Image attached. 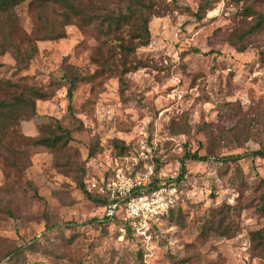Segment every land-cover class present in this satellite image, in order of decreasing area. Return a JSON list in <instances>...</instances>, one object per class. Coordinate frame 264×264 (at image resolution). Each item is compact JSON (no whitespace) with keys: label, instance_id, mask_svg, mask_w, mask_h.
Listing matches in <instances>:
<instances>
[{"label":"rangeland","instance_id":"1","mask_svg":"<svg viewBox=\"0 0 264 264\" xmlns=\"http://www.w3.org/2000/svg\"><path fill=\"white\" fill-rule=\"evenodd\" d=\"M166 1L175 9L151 17L150 42L136 51L144 67L121 81L108 59L110 75L78 83L71 111L63 73L96 69L92 34L49 21L60 37L38 41L26 69H17L21 53L0 55L1 77L59 84L21 133L48 135L59 124L71 138L56 153L17 146L19 167L0 163V264H264L255 235L264 228V157L251 154L264 147V19L254 27L264 0H214L205 10L201 0ZM16 13L30 31L26 3ZM185 151L208 159L186 161L179 179ZM118 166H151L180 190L148 243L118 221L101 225L103 208L85 194L87 178Z\"/></svg>","mask_w":264,"mask_h":264},{"label":"trees","instance_id":"2","mask_svg":"<svg viewBox=\"0 0 264 264\" xmlns=\"http://www.w3.org/2000/svg\"><path fill=\"white\" fill-rule=\"evenodd\" d=\"M214 0H201L197 9L213 8ZM26 3L33 15L34 24L26 31L21 23L16 8ZM174 7V6H173ZM166 0H0V55L7 52L22 54L17 62V69H26L38 52L37 42L54 40L60 35L52 33L46 23L56 22L61 26L75 25L83 34H92L97 44L92 48L91 61L97 66L89 75H79L68 66L63 78L68 82L66 87L67 109L72 110L73 92L80 82H91L97 77L110 75L111 65L108 59H113L121 81L122 76L130 71L144 67V62L136 56L139 47L147 46L151 35L148 23L152 16L160 17L174 10ZM251 12L250 6L244 8ZM196 13V12H195ZM263 16H259L255 28L262 26ZM1 66V64H0ZM58 82L51 80L46 85L30 84L19 78L15 81L0 76V163L19 167L18 156L22 149L17 146L45 147L53 152H62L70 138V130L57 124L48 135L25 136L21 133V122L29 120L36 114V101L48 100L53 97ZM125 149V148H123ZM254 156L264 157V147L254 150ZM93 155V151H89ZM207 155L197 151H185L181 159L179 179H182L186 167L185 162L206 161ZM84 189L82 182H79ZM86 196L103 207L106 198L85 192ZM174 207V206H173ZM172 207V208H173ZM169 208L165 213L172 211ZM160 215L159 218L163 217ZM158 218V219H159ZM101 225L109 221L97 220ZM122 224L124 234L128 238L135 237L128 226ZM157 221L152 223L150 232L154 233ZM261 231L255 233L257 241L264 246ZM137 240L138 238L135 237ZM140 256L142 250L138 249Z\"/></svg>","mask_w":264,"mask_h":264},{"label":"built area","instance_id":"3","mask_svg":"<svg viewBox=\"0 0 264 264\" xmlns=\"http://www.w3.org/2000/svg\"><path fill=\"white\" fill-rule=\"evenodd\" d=\"M113 171L107 178H87L86 191L106 198L101 219L120 220L135 237L148 243L152 223L177 203L180 190L172 180H164L163 174L156 176L151 166L140 171L118 166ZM157 177L161 180L154 182Z\"/></svg>","mask_w":264,"mask_h":264}]
</instances>
